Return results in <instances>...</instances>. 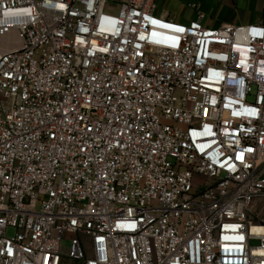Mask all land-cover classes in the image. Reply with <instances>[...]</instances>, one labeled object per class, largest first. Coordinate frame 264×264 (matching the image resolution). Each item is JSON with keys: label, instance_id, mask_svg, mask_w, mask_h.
<instances>
[{"label": "built area", "instance_id": "built-area-1", "mask_svg": "<svg viewBox=\"0 0 264 264\" xmlns=\"http://www.w3.org/2000/svg\"><path fill=\"white\" fill-rule=\"evenodd\" d=\"M154 1L0 0V264H264V22Z\"/></svg>", "mask_w": 264, "mask_h": 264}, {"label": "crops", "instance_id": "crops-1", "mask_svg": "<svg viewBox=\"0 0 264 264\" xmlns=\"http://www.w3.org/2000/svg\"><path fill=\"white\" fill-rule=\"evenodd\" d=\"M153 11L180 24H188L201 13L200 22L208 28L264 22V0H155Z\"/></svg>", "mask_w": 264, "mask_h": 264}, {"label": "rangeland", "instance_id": "rangeland-1", "mask_svg": "<svg viewBox=\"0 0 264 264\" xmlns=\"http://www.w3.org/2000/svg\"><path fill=\"white\" fill-rule=\"evenodd\" d=\"M106 12H110V13H114L115 9H106L105 10ZM252 213H259V214H262L264 213V202L260 201V200H255L253 203H252ZM262 218H264V216H262ZM7 233L9 235H12L14 233V230L13 229H9L7 231ZM253 244H256L253 242ZM62 247H63V250L66 251V249L68 248V241L65 240L62 242Z\"/></svg>", "mask_w": 264, "mask_h": 264}]
</instances>
